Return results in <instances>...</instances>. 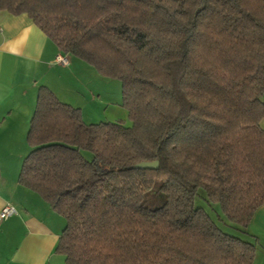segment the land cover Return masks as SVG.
Listing matches in <instances>:
<instances>
[{
  "label": "trees",
  "instance_id": "1",
  "mask_svg": "<svg viewBox=\"0 0 264 264\" xmlns=\"http://www.w3.org/2000/svg\"><path fill=\"white\" fill-rule=\"evenodd\" d=\"M0 10L26 14L62 54L119 79L131 120L85 122L38 88L18 181L64 219L63 264H252L264 0H0ZM199 188L240 236L195 209Z\"/></svg>",
  "mask_w": 264,
  "mask_h": 264
},
{
  "label": "crops",
  "instance_id": "2",
  "mask_svg": "<svg viewBox=\"0 0 264 264\" xmlns=\"http://www.w3.org/2000/svg\"><path fill=\"white\" fill-rule=\"evenodd\" d=\"M58 53L57 46L26 14L0 10V210L6 204L16 209V213L0 217V264L64 263V256L55 250L64 219L18 181L30 151L26 138L29 122L39 86L78 107L83 119L97 115L96 105L104 111L105 102L98 88L95 94L94 87L75 75L76 67L81 66L78 58L65 54L68 64L62 66L53 62ZM79 96L86 97L84 102ZM246 232L252 241L264 238V206L255 211ZM253 250L252 264H264V244L261 250L255 246Z\"/></svg>",
  "mask_w": 264,
  "mask_h": 264
},
{
  "label": "rangeland",
  "instance_id": "3",
  "mask_svg": "<svg viewBox=\"0 0 264 264\" xmlns=\"http://www.w3.org/2000/svg\"><path fill=\"white\" fill-rule=\"evenodd\" d=\"M77 63L81 66L76 67L75 75H78L84 82H88L87 85L90 88L94 87V93L97 94L99 89L100 99L105 102L104 111L102 110L101 105L97 106V115L89 117L88 115L84 116V121L88 123H96L101 121H121L124 125L130 126L131 120L128 117L127 110L121 105V82L116 78H107L100 76L95 69L87 64L86 62L77 59ZM83 67V68H82ZM85 90V88H83ZM85 90V94H86ZM86 97L79 96V100L84 102ZM261 100L264 101V94L261 95ZM88 104V103H87ZM90 105V104H89ZM103 106V107H104ZM85 109L87 105L85 104ZM261 128H264V118L260 121ZM81 153L87 159H91V153L88 151H81ZM193 206L195 209H200L208 218L210 223L222 234L226 236H240L238 226L229 222L224 215L222 214L219 204L215 202L208 203L205 200V193L202 188L197 190L196 195L193 198ZM252 241V240H251ZM253 246L257 247V250H261L262 244H264V238H259V240L252 241Z\"/></svg>",
  "mask_w": 264,
  "mask_h": 264
},
{
  "label": "built area",
  "instance_id": "4",
  "mask_svg": "<svg viewBox=\"0 0 264 264\" xmlns=\"http://www.w3.org/2000/svg\"><path fill=\"white\" fill-rule=\"evenodd\" d=\"M53 62L57 63V64H60L62 66H66L68 64V59H67L65 54L58 53L56 55V57L54 58ZM14 213H16V209L12 205L6 204L0 210V217L1 218L2 217H6V216L12 215Z\"/></svg>",
  "mask_w": 264,
  "mask_h": 264
},
{
  "label": "water",
  "instance_id": "5",
  "mask_svg": "<svg viewBox=\"0 0 264 264\" xmlns=\"http://www.w3.org/2000/svg\"><path fill=\"white\" fill-rule=\"evenodd\" d=\"M158 162L155 161H141L132 166L134 169H156Z\"/></svg>",
  "mask_w": 264,
  "mask_h": 264
}]
</instances>
